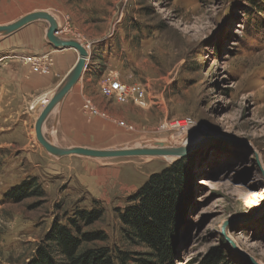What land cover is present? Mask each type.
Listing matches in <instances>:
<instances>
[{
    "label": "rangeland",
    "instance_id": "374dc122",
    "mask_svg": "<svg viewBox=\"0 0 264 264\" xmlns=\"http://www.w3.org/2000/svg\"><path fill=\"white\" fill-rule=\"evenodd\" d=\"M39 9L57 18L60 34L85 44L96 57L91 69L98 68L101 77L116 73L146 89L145 107L103 96L101 77L89 74V59L76 86L84 79L85 94L99 96L101 112L105 104L112 111L105 110L107 119L88 114L85 123L111 126L112 133L113 126L115 135L87 142L111 148L163 144L175 134L169 124L181 121L177 145L191 136L198 141L195 129L214 135L186 155L194 160L193 193L178 223L175 263L199 264L213 248L230 247L235 264H254L237 249L264 264V0H0V24ZM5 52L0 48V76L13 59ZM51 93L33 97L27 111L37 118ZM11 103H4L7 110ZM52 122L44 131L55 138ZM5 130L0 128V264H25L55 219L65 222L76 209L96 206L104 216L86 229L104 230L113 249L145 250L123 238L119 208L152 173L183 157L168 162L159 156H78L91 167L67 160V172L60 173L40 152L15 151L14 143L27 141L24 130ZM28 142L29 148L42 147L32 132ZM29 176L39 178L46 194L20 203L5 200V192Z\"/></svg>",
    "mask_w": 264,
    "mask_h": 264
},
{
    "label": "trees",
    "instance_id": "16d2710c",
    "mask_svg": "<svg viewBox=\"0 0 264 264\" xmlns=\"http://www.w3.org/2000/svg\"><path fill=\"white\" fill-rule=\"evenodd\" d=\"M92 59L88 69L96 57ZM193 162V157L186 156L152 173L130 196L129 204L119 208L123 238L131 246L144 247V251L113 249L104 230L86 229L104 216V209L96 206L76 209L65 222L55 219L25 264H176L178 223L193 193ZM45 194L39 178L29 176L6 191L4 198L20 203ZM226 250L230 247L213 248L199 264H235Z\"/></svg>",
    "mask_w": 264,
    "mask_h": 264
},
{
    "label": "crops",
    "instance_id": "0c3cea01",
    "mask_svg": "<svg viewBox=\"0 0 264 264\" xmlns=\"http://www.w3.org/2000/svg\"><path fill=\"white\" fill-rule=\"evenodd\" d=\"M46 24L48 27V23L44 20L32 22L0 41V48L6 51L4 57L10 56L13 58L11 59L7 70L3 71L0 76V117H2V120L0 121V128L6 129L5 132L7 131L6 133L12 135L19 132V130L21 132L24 130L27 141L20 138L18 140V145L17 143H14L17 146V150L15 151L21 152L23 155H35L40 152L42 155H46L49 162L54 164L55 171L59 169L57 172L61 171L60 173H62L67 170L64 168V165L68 164L67 160H76L83 166V164L86 163V161H84L86 159H83L82 157L81 159L77 155V157H70V159L66 157H56L49 154L47 151H44L42 147L39 149L29 148L28 146L30 143L28 140L30 141L31 139V132L32 139L36 142L34 125L37 115L35 116V111H27V103H29V101L35 96H39L41 98L45 95H49L54 89H57L64 77L73 68L79 56L78 51L73 48H55L46 38ZM42 27L45 28L42 30ZM58 35L64 38L77 39L69 36L65 37V35L63 36L60 33ZM46 53H50L54 60L52 72L49 74L33 72L31 68L21 59V56L27 54L43 55ZM89 59H92V55ZM97 70L95 67L90 70L89 74L99 77L100 75L96 73ZM86 72L83 76L86 75ZM105 75L106 74L102 75V77L100 76L101 78L98 83L99 89L101 81ZM88 80L90 79L88 78ZM77 84H80V82H77ZM77 84L73 86V88L59 104V107H57L56 110L49 116V120L53 119L51 128H56L54 129L56 130V134L54 138V135H49L46 131H44L46 138L62 147L82 146L96 149H109L107 147L111 148L112 146H100V144H93L86 141V138L92 136L105 137L111 134L114 136L115 127L112 126L114 129V132L112 133L111 126H108L105 129H100L97 127L94 128L93 126L85 123L86 121L84 117L86 115L88 116V114L84 111L85 100L91 98L97 106H101L103 102L99 99L97 94L92 97L85 94V87L87 84H85L84 79L81 81V85L76 86ZM11 100L12 103L11 106H9L11 110H7L4 103H9ZM110 107L111 106L109 104L103 105L104 112L105 110H108L111 114L112 110ZM5 110L7 111L5 112ZM93 117H90V119ZM95 117L99 119L103 118L100 116ZM103 119H107V117ZM30 125L31 132L30 129L28 130V126L30 127ZM86 164L89 165L88 163ZM89 167H91V165H89Z\"/></svg>",
    "mask_w": 264,
    "mask_h": 264
},
{
    "label": "water",
    "instance_id": "95a60500",
    "mask_svg": "<svg viewBox=\"0 0 264 264\" xmlns=\"http://www.w3.org/2000/svg\"><path fill=\"white\" fill-rule=\"evenodd\" d=\"M39 20H44L48 23L46 30L47 40L55 47L59 49L73 48L78 51V59L64 77L60 85L54 92L49 103L41 110L39 116L35 122L36 139L38 143L51 155L56 157H65L71 155L85 156L91 158H116V157H128V156H159V157H173L174 160L185 157L190 151L200 145L202 142L210 139L214 135L212 133L203 134L197 129L192 131V134H198V141L192 139V136L188 138L186 143H182L177 146H159V147H135V148H109V149H96L90 147L74 146V147H62L53 143L46 138L44 134L45 124L51 115V113L59 106L67 93L73 88V86L81 79L86 68L88 67L90 52L84 43L77 39L64 38L59 33V23L57 18L47 10H34L26 13L18 19L9 22L7 24H0V36L6 37L24 26ZM198 132V133H197ZM165 144V143H164ZM158 145V144H157ZM167 145V144H166ZM238 253L254 264H261L256 258L250 254L237 249Z\"/></svg>",
    "mask_w": 264,
    "mask_h": 264
},
{
    "label": "built area",
    "instance_id": "2783aa9c",
    "mask_svg": "<svg viewBox=\"0 0 264 264\" xmlns=\"http://www.w3.org/2000/svg\"><path fill=\"white\" fill-rule=\"evenodd\" d=\"M22 61L28 65L33 72L41 74H49L54 65V60L50 53L43 55L27 54L21 56ZM100 93L107 97L114 99L118 103H133L135 105L145 107L148 103L146 96V89L140 83H128L121 80L116 73L105 75L100 84ZM44 99L41 100V103ZM37 103L31 105L33 109ZM84 111L89 115H101L108 117L106 112H101L92 99L88 98L84 102ZM124 124V122L122 123Z\"/></svg>",
    "mask_w": 264,
    "mask_h": 264
},
{
    "label": "bare ground",
    "instance_id": "6f19581e",
    "mask_svg": "<svg viewBox=\"0 0 264 264\" xmlns=\"http://www.w3.org/2000/svg\"><path fill=\"white\" fill-rule=\"evenodd\" d=\"M29 12H30V11H29ZM29 12H28V13H29ZM22 16H23V15H22ZM57 35H58V34H57ZM59 36H60V35H59ZM76 84H77V83H76ZM53 92H54V91H53ZM53 92H52L51 95L49 96V98H48V100L46 101V103H47L48 101L51 100V98H52L51 96H52ZM53 95H54V94H53ZM49 99H50V100H49ZM46 103H45V104H46ZM48 103H49V102H48ZM48 103H47V104H48ZM47 104H46V105H47ZM44 106H45V105H44ZM44 106H43V107H44ZM58 107H59V106H58ZM55 110H56V109H55ZM55 110H54V111H55ZM54 111H53V112H54ZM183 126L185 127V121H181V122H178V123H170V124H169V128L175 130V134H173L174 137H176L177 134H178L180 131H182V130L179 129L178 127L181 128V127H183ZM167 129H168V128H167ZM182 132H183V131H182ZM34 134L36 135V132H35V131H34ZM174 137H171L170 140H165V141H163V144H162V145H161V143L158 142L159 144H158V145H153V147H159L160 145H161V146H164V147H165V146L167 147L168 145H169V146H174V147H175V146H177V144L175 143L177 140H176V138H174ZM167 141H172L174 144H172V143H171V144L167 143V145L164 144V142H167ZM181 143H182V142H181ZM152 144H153V143H152ZM152 144H151V145H152ZM148 145H149V144H148ZM182 145H183V144H182ZM149 146H150V145H149ZM149 146L144 145V147H149ZM141 147H142V146H141ZM150 147H152V146H150ZM131 148H133V147H131ZM110 149H111V148H110ZM152 157H153V156H152ZM145 159H150V157H149V158L147 157V158H145ZM151 159H154V158H151ZM165 160L168 161V162H172V161L174 160V158H173V157H165ZM155 161H156V159L153 160L152 162H155ZM129 162H130V161H129Z\"/></svg>",
    "mask_w": 264,
    "mask_h": 264
}]
</instances>
